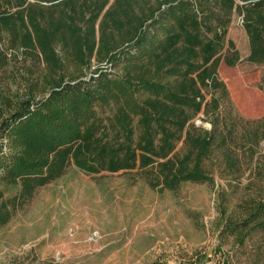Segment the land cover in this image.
<instances>
[{"label": "trees", "instance_id": "1", "mask_svg": "<svg viewBox=\"0 0 264 264\" xmlns=\"http://www.w3.org/2000/svg\"><path fill=\"white\" fill-rule=\"evenodd\" d=\"M236 16L246 60L264 63V0H0V229L71 166L170 191L213 184L207 163L264 179V116L220 108ZM229 224L241 239L264 227V200Z\"/></svg>", "mask_w": 264, "mask_h": 264}, {"label": "rangeland", "instance_id": "2", "mask_svg": "<svg viewBox=\"0 0 264 264\" xmlns=\"http://www.w3.org/2000/svg\"><path fill=\"white\" fill-rule=\"evenodd\" d=\"M229 38L241 61L219 66L228 90L221 111L259 119L264 63L246 60L249 38L238 16ZM12 80V89L22 91L20 79ZM203 117L196 122L209 128ZM210 165L213 184L188 182L176 191L151 188L137 171L89 174L71 166L0 229V264H199V256L200 264H264V227L242 239L228 227L264 200V179L254 164L236 177Z\"/></svg>", "mask_w": 264, "mask_h": 264}]
</instances>
